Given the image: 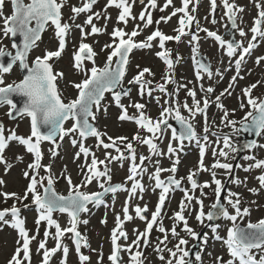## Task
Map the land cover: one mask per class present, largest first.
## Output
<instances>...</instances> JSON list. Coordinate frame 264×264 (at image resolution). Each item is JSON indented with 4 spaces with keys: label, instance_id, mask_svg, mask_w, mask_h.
<instances>
[{
    "label": "snow or ice",
    "instance_id": "1",
    "mask_svg": "<svg viewBox=\"0 0 264 264\" xmlns=\"http://www.w3.org/2000/svg\"><path fill=\"white\" fill-rule=\"evenodd\" d=\"M97 0H87L82 6L71 7L73 16L69 17L72 23L62 22V8L66 5L67 0H30L29 3H24V0H10L13 11L11 15H4L5 0H0V19L3 20L2 34L4 37L11 36L13 38L22 37V45L13 43V48L16 49L15 55H12L5 47H0V105H8L10 117L30 118V135L27 137L17 135L14 131L9 135H5V129L2 123H0V163L5 165V171H9L12 168V164L8 163L5 158V150L9 147V143L12 141L18 142L21 146L25 147L28 154L34 156V160L28 165V169L23 175L29 179V184L25 190L23 196L15 192H0V196L4 197V200L14 199L16 201H25L28 199L29 194L32 196V203L38 210V218L35 223L37 225V234L39 232V225L43 222L47 226V230L44 232L45 239L41 240L38 245L37 251L43 250L42 264H50L51 257L58 251H62L63 264H67V257L69 255V247L63 243V239L66 234H71L75 251L78 254L80 264H90V256L81 252L82 247H90L88 244L87 236L83 235L78 226L88 224V220H81L82 213H88L90 211L89 205L99 207L105 204L106 194H115L118 191H128V188L124 184L111 183L112 175L109 168V164L116 162L122 165L123 161H130V169L127 180L132 181L130 195L128 202L123 206V219L120 215L116 216V227L111 232V243L113 245L112 252L108 257L111 264H123L121 253L128 252L130 254L131 264H144V253L141 249V240L144 241V246H147L149 237L155 225H159L158 230L163 235V240L160 243H164L168 240V232L170 231L173 236H179L176 227L166 229L163 226L162 211L168 199L169 193L181 187L183 178L177 179L174 175L177 172V165L179 164V156L176 155L177 148L173 147L172 143H169L167 148V155L171 158L173 155L176 159L173 161L170 169H164L159 166V161H156V167L154 173L149 176L150 180L155 183V189H160L158 197V203L155 211L151 213L150 220L147 216L148 206L145 204L143 207L136 205L134 208L136 218L146 221V228L143 232L135 229L136 239L131 245H122L118 243L121 238L127 240V232L124 230L123 225L125 221L133 220V216L129 213L128 204L131 202L132 197L136 196L138 191L143 193L145 191L142 183L143 175L147 172V166L145 161L150 157H140V163L137 164V148L134 146L133 141L141 145L149 146V151L156 155H165L164 152L159 150L158 144L155 142L160 140L167 131L171 128L172 141H178L179 149L182 151L185 145V141L189 143L195 142L199 146L198 167L195 170L189 172L187 180L190 182L191 189L185 188L184 199L181 201L179 210L174 213V221L181 222L183 230L186 231L193 238H200L199 233L195 232L189 225L185 211L191 209L192 201L195 200L199 205L198 214L196 219L199 223L203 224L205 220L213 222L217 219L223 218L230 220L232 226L227 230L226 238H222L218 235L219 224L213 223L211 225L212 232L215 235V239L223 240L224 245L231 259L224 261L223 257H217L215 264H264V219H260L256 223L248 222L246 226H241L237 223L238 219H243L250 215V208L241 207L240 194L229 191L227 193L226 203L222 202L221 196L224 188V184L220 179L216 178V171L212 170L211 175L216 187L214 189L215 202L210 205L211 210L205 213L204 211V197L206 194L203 192V188H210L211 183L208 181L203 184L198 182V175L202 171H209L204 164V156L209 147V144L216 145L213 148V157H218L214 160L212 169H223L226 174H231L233 164L221 162L219 158H227L230 153H236L239 148L232 143V137L228 134L220 136L218 131H213L208 123L207 110L210 105L215 104L222 111L221 122L225 127H231L233 133L240 132H254L257 136L264 133V98L254 97L252 95L253 89H255L259 81L244 89H242L243 97L246 98V103L242 99L239 107L241 109L249 108L244 119L240 121V127L237 128V121L229 119V110L222 102V97L227 93L231 95V89L240 77L242 65L245 58L249 56L253 49L257 47V38L264 40V8L257 3V8L260 9L258 17L254 21V26L250 29L252 36L251 40L244 46L243 40L236 41L234 38L225 40L223 36L219 35L216 31H211L207 28H200L199 22L196 17L189 12V5L193 3V0H182V7L176 8L172 12V16L177 13H182L179 19V27L175 30L177 35L170 36L164 34L159 29L155 30L151 35L147 36L144 41L137 42L134 38L139 35V26L131 33H126L121 28H115L111 33L113 38L112 44H107L104 47L111 48L110 53L107 56L104 65L98 66L95 62L97 53L92 46L88 43L81 42L78 50H74L73 53V68L84 75V79L79 83L73 82L72 86L78 90V95L65 102L63 93L58 86V80L64 78V73L55 71L53 67V59H59L63 52L66 50L67 42L66 38L71 33L73 26L80 29L82 41L89 35H95L101 33L103 30L93 24V15H88L85 24H75V18L81 13L91 11L93 5ZM135 0H133V3ZM109 6H115L121 9L118 15V21L123 22L125 25L128 23L129 18L132 17V5L129 0H108ZM143 3V0H141ZM172 3V0H166L164 5L167 8ZM195 3H199V0H195ZM223 9H225V15L228 21H230L231 28L236 30L240 37H245L247 34L244 29L237 24V20L240 18L239 14L243 13L244 8L235 4V0H221ZM151 8L157 7V0H149ZM211 12L215 13L217 9V0H210ZM145 11L140 13V20L145 21V26H149L153 23L152 15L150 12L145 16ZM195 11V8H193ZM95 17L99 19V14H95ZM162 20H169V17H161ZM35 22V26L32 24ZM196 23L198 30L206 33L207 37L213 38L221 49H226L227 56L238 57L234 60L235 75L231 77V83L229 88L224 89L219 95L215 96V100L209 99L212 93L215 92V88L209 85L207 88L200 85L201 92L204 94L202 99H197V93L195 89H189L188 95L192 98L193 104L190 106L187 101L181 105L179 101L176 102L175 107L172 106V101L168 100L166 103L168 107H163L160 118L155 121L152 120L145 113V104L132 103L130 106L134 107L138 111V115H130L127 105H124L122 101L123 96H129L131 88L123 89L122 82L127 73V66L129 64V54L134 49H148L153 46L152 42L159 38V48L161 51L156 55L164 60L168 68V74L163 78L165 83L157 85L161 92L167 91V83L175 84V80L172 77V71L174 69V59L171 57V50L165 48V42L176 41L180 42L181 38L190 33L186 31V28H190L193 23ZM212 23H216L213 18ZM53 26L54 35L58 40V48L56 50H49L43 56H37L35 60L29 64L28 55L33 48L37 46V41L41 39V34L49 26ZM91 25V31L86 32L85 27ZM127 36V39H125ZM118 38V43L116 42ZM199 40L200 37L196 34H192V39L189 43L195 42L194 52H199ZM4 57H10V61L5 63ZM115 58V59H114ZM85 60L90 61L91 68L85 67ZM264 61V56L257 57L256 63L260 64ZM19 63L22 69L26 70V74L19 82H13L4 84V74L10 73L12 68ZM196 76L199 80H203L206 74L209 79L214 76V72L208 63H203L200 60H196ZM139 67V66H137ZM231 67V64L229 65ZM153 75L149 68H143L137 75L128 81L130 85L139 86V94L141 96L147 94L152 95V89L147 87L151 81L145 79V74ZM215 75H220L219 69H217ZM120 87L121 91H116ZM187 88V85L178 86ZM106 93H111L114 103L121 109V114L118 119L121 121H133L140 129H145L148 136H141L139 131L133 136L132 140L127 137L119 136L113 138L108 136L106 132L100 131L95 126L97 120V114L101 111L107 112L108 107L104 105L102 101L105 98ZM173 95L172 93L168 94ZM13 97L22 98V104L18 106L17 102H14ZM157 103L159 99L157 98ZM187 109L190 116L185 117L180 112V107ZM95 109V110H94ZM233 113L235 109L231 110ZM197 114L202 115L204 119L203 135L196 131L195 124L193 123ZM167 117H172L178 121L181 126V130L178 132L176 128L172 127L168 123ZM72 120V126L65 128V122ZM66 136H71V143L73 146H78V151L74 154L73 159L78 160L81 155L84 156V164L81 165L80 171L83 179L81 183L74 184L70 174L65 172L61 175L66 179L69 185L68 195L59 194L55 189V183L57 177L52 173V165H43L42 158L43 153L41 150L42 142H50L54 147L49 149L52 157L59 155L58 149L60 145L57 140H63ZM210 136H216L217 139L210 142ZM88 138H95V147H102L105 149V158L100 160L96 157L95 152L91 147L86 146L84 141ZM105 138L108 142H105ZM223 143V147H219L220 143ZM203 142V143H202ZM257 145L255 142H250L245 145L246 148L252 149ZM218 149V150H217ZM227 149V151L225 150ZM114 150L116 155L112 154ZM91 156V163H88V157ZM23 159L22 156L17 157ZM247 159L255 160V157H247ZM100 165H103L101 169ZM252 167L264 168V159L256 160L254 165H249L250 170ZM43 168L46 171V175L41 176L40 169ZM171 172L173 175H169L167 179L161 178L162 172ZM30 172L32 173L30 175ZM261 187H264V174L257 177ZM93 181L98 183L101 191L99 192H86L81 189L91 184ZM46 182V183H45ZM234 183H241V181L234 180ZM5 181L0 179V186L4 185ZM42 188V191L39 189ZM196 189L201 190L200 197L194 195ZM249 191L255 193L258 189H249ZM142 199V195L140 196ZM234 209V214L228 211V206ZM28 207L27 204L24 205ZM59 212L67 214L69 217L68 227H61L58 220L54 218V213ZM11 216V220L6 217ZM106 217L102 223H106ZM26 221L21 216V208L15 203L11 207L0 209V225H10L17 230L18 239L16 241L17 247L11 258L8 260V264H31V243L36 240V235H30L29 230L25 226ZM55 228V234L53 239L56 240V244L52 248H47V239L51 234L50 230ZM208 241L207 234L203 235V243ZM188 241L180 238L179 242L174 248H167L166 244L164 248L160 247L158 243L155 246V251L159 254V259L164 261L165 264H193L189 259L190 252L182 246H186ZM135 246V251H133ZM169 253L170 258H165L164 251ZM95 251V250H93ZM259 256V258H257ZM195 260L203 264L201 253L197 252ZM103 256L99 255L98 264H102Z\"/></svg>",
    "mask_w": 264,
    "mask_h": 264
},
{
    "label": "rangeland",
    "instance_id": "2",
    "mask_svg": "<svg viewBox=\"0 0 264 264\" xmlns=\"http://www.w3.org/2000/svg\"><path fill=\"white\" fill-rule=\"evenodd\" d=\"M87 0H67L66 5L62 8V22L72 23V20L69 17L73 16L71 12V7L76 6L80 7ZM232 2V0H230ZM129 3L132 5V19L131 17L128 20V23L125 25L123 22L118 21V15L121 9H118L115 6H109L108 0H98L92 7L91 11L81 13L78 17L75 18V24H85L88 15H93V24L101 28L103 31L99 34L89 35L87 38L83 39L81 37L80 29L73 26L71 33L66 38L67 46L66 50L63 52L62 56L59 59H53V67L55 71H60L64 73V78L58 80V86L63 93V98L65 102L70 99L75 98L78 95V90L75 89L72 84L73 82L79 83L84 79V75L73 68V53L74 50H78L81 42L88 43L92 46L94 51L97 53L95 57V62L98 66H103L106 62L107 56L111 51V48H105L107 44L113 43V38L111 33L115 28H121L126 33H131L134 29L139 26V35H137L134 40L137 42L144 41L147 36L151 35L155 30L159 29L166 35L175 36L177 32L175 31L179 27V19L182 13H177L175 16H172V12L176 8L182 7V0H172V3L165 8L164 5L166 0H157V7L151 8L149 5V0H129ZM257 3L264 8V0H235V4L242 6L244 8L243 13L239 14L240 18L237 20L238 25L244 29L247 34L245 37H240L239 33L235 30L236 40H243L244 46H247V43L251 40L252 33L250 29L254 26V21L258 17V12L260 9L257 8ZM195 8V11H193ZM145 12V16L150 12L152 15L153 23L149 26H145V21L140 20V13ZM4 15H11L13 8L10 3V0H5L4 5ZM225 9H223L221 0H217V9L215 13L211 12L210 0H199V3H193L189 5V12L194 15L199 22L200 28H207L211 31H216L219 35L223 36L225 40H228L229 37L224 36L225 32L228 30V19L224 14ZM95 14H99V19L95 17ZM171 19L165 21L161 17H169ZM213 18H215L216 23H212ZM3 20L0 19V47H5L7 50L14 53L15 49L13 48L11 42V36L4 37L2 34ZM86 32L91 31V25L85 27ZM186 31L189 32V35H185L181 38L180 42L176 41H167L165 42V48L171 50V57L176 59V65L172 71V77L175 80V84L167 83V91L161 92L157 85L165 83L164 77L168 74V68L164 60L156 55L157 52L162 49L159 48V38L152 42L153 46L148 49H134L133 54L131 55L129 66L127 69L126 76L122 82V86H131V93L129 96L122 97V103L129 106L128 112L130 115H138L137 109L131 107L132 103H142L145 104V113L152 118L153 121L160 118L161 111L163 107H168L166 101L171 100L172 106L175 107L177 101L182 105L183 102L192 106V98L188 95L189 89H195L197 93V99H202L203 93L201 92L200 85L203 84L205 88L209 85L215 88V92L209 97L210 100L214 101L215 96L219 95L224 89L229 88L231 83V77L235 75L234 69V60L238 57H228L226 49H221L213 38L207 37L206 33L200 31L196 27L194 22L190 28H186ZM195 32L196 35L200 37L199 40V52L207 56L212 64V71L214 76L209 79L206 74L202 73L204 76L203 80H199L196 76V56L197 52H194L195 42L189 43L192 39V33ZM127 39V36H125ZM118 43V38H116ZM257 47L252 50L251 54L245 58L244 64L242 65L240 77L237 82L233 85L229 91L231 95H225L222 97V102L225 107L229 110V119L237 121L236 127L239 128L240 121H242L246 113L250 110L249 108L241 109L239 107L240 101L243 99L246 103V98L243 97L242 89L260 82L258 86L253 89L252 95L254 97L264 98V61L260 64H257L255 61L257 57L264 56V40L257 38ZM58 48V40L54 35L53 26L49 25L42 38L37 42V46L32 49L29 62L30 64L35 60L37 56H43L46 51L56 50ZM198 52V53H199ZM115 59V58H114ZM85 67L91 68L92 64L90 61L85 60ZM231 64V67L229 65ZM139 66V67H137ZM143 68H149L153 75L145 74V79L151 81L150 87L152 89V95L147 94L141 96L139 94L138 85H130L128 83L137 73ZM217 69L222 73L220 75H215ZM22 79V73L19 65H15L10 73L4 74V84L19 82ZM187 85L185 87H179L177 93V87ZM116 91H119L118 89ZM172 93L173 95L169 96L168 94ZM157 98L159 103H157ZM104 105H107V112H99L97 114V120L94 122L96 127L102 131L106 132L108 136L113 138L123 136L127 137L129 140H132L133 136L139 131L141 136L150 135L145 129H140L138 125L133 121H121L118 119L121 114V109L117 107L114 103L111 93H107L105 99L102 101ZM235 109L233 113L231 110ZM95 110V109H94ZM9 106L1 105L0 106V123L3 124L5 129V135H9L11 132H15L17 135L27 137L30 135V118H20L11 120L9 119ZM180 112L183 116L189 117L190 114L187 109L180 107ZM222 111L215 106V104L210 105L207 110L208 123L213 131H218L222 137L225 134H228L232 137V143L237 146L240 142L241 136L240 133H233L232 128L225 127L221 122ZM172 117H167L169 120ZM73 121L68 120L65 124V128H70ZM193 123L199 134L203 135L204 119L202 115L197 114ZM164 138V139H163ZM71 136H66L63 140H57V143L60 145L58 152L59 155L52 157L49 149L54 146L50 142H42L41 150L43 153L42 164L43 165H52V173L57 177L55 188L59 194L68 195L69 185L65 178L61 175L65 172L71 175L72 181L74 184L81 183L83 176L80 171L81 165L84 164V156L78 160H74V154L79 150L78 146H73L71 143ZM216 136H210V142L216 140ZM105 142H108L105 138ZM158 144L159 150L164 152L165 155L156 156L149 151V146L141 145L133 141L134 146L137 148V160L136 163H140V157H150V159L145 161L147 166V172L143 175L142 183L144 185L145 191L140 193L138 191L137 195L132 197L131 202L128 204L129 213L134 217L131 221H125L123 228L127 232V240L118 243H121L125 246L131 245L132 242L136 239L135 229H138L140 232H143L146 228V221H143L139 218H136L134 208L136 205L143 207L145 204L148 206V215L149 220L151 213L155 211V208L158 203V197L160 194V189H155V183L153 180L149 179V176L154 173L156 167V161H159V166L164 169H170L172 167L173 161L176 159V156L173 155L171 158L167 155V148L169 143H172L173 147L177 148L176 155L179 156V164L177 165V172L174 174L177 179H181V187L169 193L168 199L166 200L165 206L162 211L161 220L163 226L166 229H171L173 226L176 227L179 236H173L171 232H168V240L164 243H160L163 240L162 233L159 232V225H155L153 231L150 234L149 242L147 246H144V241L141 240V251L144 253V264H165L164 261L159 259V254L155 251V246L159 243L161 248H174V246L179 242L180 238L186 239L188 244L185 247L187 250L195 243V238L190 236L186 231L183 230V225L181 222L174 221V213L179 210L181 201L184 199V189H191L190 182L187 180V176L190 171L195 170L198 167V161L200 160L199 156V146L195 143L192 146L191 151L180 150L178 141H172L171 132H166L160 140L155 141ZM86 146L91 147L92 151L95 152V155L98 159L103 160L105 158V149L102 147H95L96 144L95 138H88L84 141ZM203 143V142H202ZM255 148L250 149L247 154L243 155L236 165L235 171L233 173L232 180L230 182L228 191L239 193L241 199V207L250 208L251 212L249 216L244 217L242 220L238 219L237 223L247 224L249 221L252 223L258 222L260 219H264V187H261L257 177L264 174V168H255L252 167L250 170L249 165H254L256 160L264 159V133L260 136V139ZM217 147L216 145L209 144V147L204 156V164L209 171H202L199 173L198 182L203 184V182L208 181L211 183V187L203 188V192L206 194L204 197H201L204 200V211L207 213L211 210L210 205L215 202L214 189L216 187L213 182V177L211 171H216V178L220 179L223 184L229 178V174L225 173L223 169H212L214 160L218 157H213L212 152L213 148ZM219 147H223L222 139ZM218 150V149H217ZM227 151V149H225ZM112 151L113 155H116L114 150ZM5 158L8 163L12 164V168L9 171H5V165L0 163V179L5 181L4 185L0 186V192H15L20 196H23L25 190L29 184V179L26 178L23 173L28 169V165L34 160L32 154H28L24 146H21L18 142L12 141L9 143V147L5 150ZM22 156L23 159H18L17 157ZM247 157H255V160L247 159ZM92 157H88V163H91ZM221 162L233 164L237 159V153H230L227 158H219ZM101 169L103 165H100ZM111 170L112 181L124 182V185L127 186L128 191H118L115 194H111L105 198V204L99 207H94L91 205L89 207L90 211L88 213L81 214V220H88V224L81 223L78 226V230L85 236H87L88 244L90 247H82L81 252L85 255L90 256V264H98L99 255L102 254L103 261L102 264H111L108 257L110 256L113 245L111 243V232L116 227V216L120 215L123 219V206L128 202V197L130 195V189L132 181L127 180L130 169V161H123L122 165L116 162L109 164ZM32 173L30 172V175ZM41 176L46 175V171L41 168ZM173 173L165 171L161 173V178L165 179ZM239 180L241 183H234V180ZM46 183V182H45ZM258 189L257 192L253 193L249 189ZM42 191V188L39 189ZM89 193L96 192L101 190L96 181H93L91 184L81 189ZM227 193L224 198L226 203ZM201 190L196 189L194 195L200 197ZM142 195V199L140 196ZM16 204L18 207H24L25 204L28 205L24 211L21 210V216L26 221V228L29 230L30 235H36V240H34L31 245V264H42L43 250L37 251L39 242L44 237V232L47 230L45 223L39 225V232L37 234V225L35 223L38 218V210L36 206L32 203V196L29 194V197L25 201H16L14 199L4 200L3 196H0V209L11 207L13 204ZM199 205L195 200L192 201L191 209L185 211L184 215L187 218L188 225L195 231L199 232L201 229L208 224V221L205 220L203 224L199 223L196 219L198 214ZM228 211L234 214V209L229 205ZM107 222L102 223L105 219ZM54 218L58 220L61 227H68L69 217L67 214H62L59 212L54 213ZM8 219H12L11 216H8ZM215 224H219L220 228L218 229V235L222 238H226L227 230L232 226V222L227 219L221 218ZM51 234L47 239L46 247L52 248L56 244V240L53 239L55 234V228L53 227L50 230ZM216 234L212 232L211 226L208 228V241L206 244L201 243L200 253L202 257L203 264H215L217 257H223L224 261L231 259L226 246L223 243V240L215 239ZM18 239L17 230L12 228L10 225H0V264H8V260L13 255L15 248L17 247L16 241ZM63 243L69 247V255L67 257V264H80L78 259V254L75 251V246L73 240L71 239V234H66L63 239ZM95 250V251H93ZM135 246H133V251H135ZM165 258H170L169 253L165 250L163 252ZM259 258V256H257ZM122 261L123 264H131L130 254L128 252H122ZM50 264H63L62 251L55 253L51 259ZM175 264V262H174ZM195 264H200L196 261Z\"/></svg>",
    "mask_w": 264,
    "mask_h": 264
},
{
    "label": "water",
    "instance_id": "3",
    "mask_svg": "<svg viewBox=\"0 0 264 264\" xmlns=\"http://www.w3.org/2000/svg\"><path fill=\"white\" fill-rule=\"evenodd\" d=\"M30 1V0H29ZM98 1V0H97ZM24 3H26V0H24ZM32 26L34 27L35 26V22H33V24H32ZM43 34V33H42ZM42 34H41V37H42ZM225 35H229L230 36V39H235V35H234V29H232L231 28V24H230V21H229V28H228V30L225 32ZM11 41H12V44L13 43H16V44H19V45H22V37H20V36H17V37H15V38H13V37H11ZM15 51H16V49H15ZM134 51V50H133ZM133 51L129 54V59H130V56H131V54L133 53ZM10 52V51H9ZM31 53V52H30ZM30 53H29V55H30ZM13 55V54H12ZM15 55V54H14ZM29 55H28V62H29ZM198 60H200L201 62H203V63H208L209 65H210V67H211V63H210V60L204 55V54H199L198 55ZM4 61H5V63H7V62H9L10 61V57H4ZM30 64V63H29ZM128 67V66H127ZM20 68H21V66H20ZM21 73H22V76H24L25 74H26V70H24V69H22L21 68ZM119 88V91H121V88L120 87H118ZM117 88V89H118ZM123 88V87H122ZM128 88H130V86H127L126 88H123V89H128ZM116 89V90H117ZM107 94V93H106ZM106 94H105V96H106ZM13 99H14V102H17L18 103V106L20 105V104H22V98H20V97H13ZM9 118L10 119H16V118H18V117H15V118H13V117H10L9 116ZM67 122V121H66ZM65 122V123H66ZM168 123L172 126V127H174V128H176L177 129V131L179 132L180 130H181V126H180V124L178 123V121L177 120H174V121H168ZM259 137L260 136H257L254 132H242L241 133V140H240V144L237 146L238 148H239V151H238V154H237V159H236V161L234 162V164H233V169H232V171H231V174H230V176H229V179L226 181V183H225V185H224V188H223V191H222V196H221V200H222V202H223V198H224V196H225V193H226V190H227V188H228V184H229V181H231L232 180V177H233V173H234V171H235V168H236V165H237V163H238V161H239V159L244 155V153H245V151L246 150H249L248 148H246L245 147V145L246 144H248V143H250V142H257V140L259 139ZM198 178H199V176H198ZM113 185H115V184H122V183H114V182H111ZM56 189V188H55ZM57 191V190H56ZM107 195V194H106ZM105 195V196H106ZM66 196V195H65ZM217 220H219V219H217ZM217 220H215V221H213V222H209V224H213V223H215ZM208 224V225H209ZM207 225V226H208ZM241 226H246V225H244V224H240ZM207 226L203 229V230H201L200 232H199V234H201L200 235V238L199 239H197L196 238V242H195V244L191 247V249H190V257H189V259L193 262V257H194V255H196V253H197V250H198V248H199V245H200V243H201V241H202V239H203V235L206 233V228H207ZM121 240H124V238H121Z\"/></svg>",
    "mask_w": 264,
    "mask_h": 264
},
{
    "label": "flooded vegetation",
    "instance_id": "4",
    "mask_svg": "<svg viewBox=\"0 0 264 264\" xmlns=\"http://www.w3.org/2000/svg\"><path fill=\"white\" fill-rule=\"evenodd\" d=\"M239 41H240V40H239ZM13 68H15V66H14ZM13 68H12V69H13ZM170 129H171V128H168L166 132L171 131ZM166 132H165V133H166ZM164 136H165V135H164ZM163 139H164V138H163ZM189 146H192V142L189 143L188 141H186V142H185V145H184L183 148H186V149L188 150ZM198 252L200 253V247H199V251H198ZM195 263H196V260H195V257H194L193 264H195Z\"/></svg>",
    "mask_w": 264,
    "mask_h": 264
},
{
    "label": "trees",
    "instance_id": "5",
    "mask_svg": "<svg viewBox=\"0 0 264 264\" xmlns=\"http://www.w3.org/2000/svg\"><path fill=\"white\" fill-rule=\"evenodd\" d=\"M27 205H31V203H30V204H27ZM21 210L24 211V210H25V207L22 206V207H21ZM6 219H8V217H6ZM9 220H10V219H9Z\"/></svg>",
    "mask_w": 264,
    "mask_h": 264
}]
</instances>
